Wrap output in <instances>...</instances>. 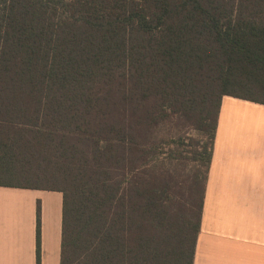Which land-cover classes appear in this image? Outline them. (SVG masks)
Wrapping results in <instances>:
<instances>
[{
    "label": "trees",
    "instance_id": "16d2710c",
    "mask_svg": "<svg viewBox=\"0 0 264 264\" xmlns=\"http://www.w3.org/2000/svg\"><path fill=\"white\" fill-rule=\"evenodd\" d=\"M227 96L264 105V0H0V186L63 193L61 264H194Z\"/></svg>",
    "mask_w": 264,
    "mask_h": 264
},
{
    "label": "crops",
    "instance_id": "0c3cea01",
    "mask_svg": "<svg viewBox=\"0 0 264 264\" xmlns=\"http://www.w3.org/2000/svg\"><path fill=\"white\" fill-rule=\"evenodd\" d=\"M233 107L264 112L223 99L194 264H264V144L232 142ZM63 206L60 191L0 186V264H39V208L40 264H61Z\"/></svg>",
    "mask_w": 264,
    "mask_h": 264
},
{
    "label": "rangeland",
    "instance_id": "374dc122",
    "mask_svg": "<svg viewBox=\"0 0 264 264\" xmlns=\"http://www.w3.org/2000/svg\"><path fill=\"white\" fill-rule=\"evenodd\" d=\"M235 108L233 107L231 112L237 114L234 128L239 135L232 142L248 145L264 144V112L258 109ZM160 136L168 142L165 149L168 152L167 157H170L168 162L173 175L172 183L177 189L178 184L190 180L197 170L199 163L195 161V153L200 150L199 144H203L206 137L195 129L191 121L178 117L173 118L162 128ZM179 138L183 140L180 147L172 143L173 139L179 140Z\"/></svg>",
    "mask_w": 264,
    "mask_h": 264
}]
</instances>
